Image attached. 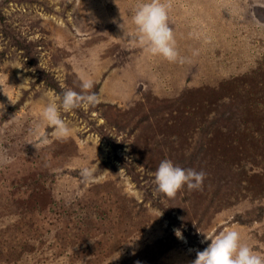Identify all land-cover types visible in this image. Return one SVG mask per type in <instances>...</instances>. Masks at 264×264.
<instances>
[{
    "label": "rangeland",
    "instance_id": "rangeland-1",
    "mask_svg": "<svg viewBox=\"0 0 264 264\" xmlns=\"http://www.w3.org/2000/svg\"><path fill=\"white\" fill-rule=\"evenodd\" d=\"M140 2L0 0V264H193L225 229L264 254V0H170L184 63L131 43ZM82 79L102 102L60 107L73 132L57 140L43 108ZM164 160L202 188L158 191Z\"/></svg>",
    "mask_w": 264,
    "mask_h": 264
},
{
    "label": "clouds",
    "instance_id": "clouds-1",
    "mask_svg": "<svg viewBox=\"0 0 264 264\" xmlns=\"http://www.w3.org/2000/svg\"><path fill=\"white\" fill-rule=\"evenodd\" d=\"M170 7V0H141L131 17L135 25V35L130 39L134 46L140 47L146 54L163 57L169 62L184 63L185 58L180 56L174 31L169 25ZM120 27L124 31V23ZM124 35H127L125 31ZM93 86L92 80L82 79L80 92L67 89L63 91L62 97H57L62 101L59 107L54 101L47 103L42 111V119L52 129V137L57 140L67 139L73 132L70 125L62 119L60 107L64 111H70L95 107L102 102L99 93L90 91ZM48 143V135L40 133V144ZM12 162V158L4 150L3 154H0V165ZM79 175L82 183L86 185L103 180L102 175H96L94 166L83 167ZM204 179L203 172L185 170L174 165L171 160L162 161L154 173V183L158 191L168 198H175L184 186L188 190L201 189ZM176 235L182 238L179 230H176ZM205 239L211 243L203 251H197L193 264H264V254L255 251L247 242H242L241 234L235 229H225L215 237L205 235ZM105 264H108V261Z\"/></svg>",
    "mask_w": 264,
    "mask_h": 264
},
{
    "label": "bare ground",
    "instance_id": "bare-ground-1",
    "mask_svg": "<svg viewBox=\"0 0 264 264\" xmlns=\"http://www.w3.org/2000/svg\"><path fill=\"white\" fill-rule=\"evenodd\" d=\"M125 22V21H124ZM118 23V22H117ZM130 23V22H129ZM126 25H127V23H126ZM125 26V25H124ZM108 27V26H107ZM118 28V27H117ZM96 29V28H95ZM112 29V28H111ZM97 30V29H96ZM99 31V30H98ZM236 31V30H235ZM95 32V31H94ZM100 32V31H99ZM98 32V33H99ZM106 33V32H105ZM113 34V33H112ZM114 34H115V32H114ZM118 35V34H117ZM134 35H135V33H134ZM104 36H105V34H104ZM118 36H120V35H118ZM114 37V36H113ZM101 38V37H100ZM123 38V37H122ZM124 39V38H123ZM239 39V38H238ZM115 40H116V38H115ZM114 40V41H115ZM229 40V39H228ZM103 41V40H102ZM119 41H120V39H119ZM24 41H22V43H23ZM118 43V42H117ZM124 42H122L121 44H123ZM114 44V43H113ZM119 44H120V42H119ZM118 44V46H120ZM115 46V45H114ZM245 46V45H244ZM248 47V46H247ZM249 48V47H248ZM213 49H215V47L213 48ZM204 54H205V62H197V65L203 70V74H210V75H212V73H210L209 71H211V72H216V70L215 69H217V68H215V66H214V64L215 65H217V66H221L222 67V64H221V59H222V56H220V55H218V54H216L215 52H213L212 51V54H213V56H214V61H212V59H207V57L209 56V47H207L205 50H204ZM264 54V53H263ZM229 56V55H228ZM33 57V56H32ZM199 58H200V56H198ZM229 58V57H228ZM227 67V66H226ZM219 68V67H218ZM127 77V76H126ZM144 80H147L148 81V79H144ZM150 86V85H149ZM112 87V86H111ZM153 87V86H152ZM151 88V87H150ZM153 89V88H152ZM159 92H160V90H159ZM130 93V92H129ZM223 107V106H222ZM184 141V140H183ZM259 141V140H258ZM189 142V141H188ZM225 149V148H224ZM205 156H206V154H205ZM233 199V198H232ZM116 206V205H115ZM114 209H115V207H114ZM115 213V212H114ZM117 213V212H116ZM236 213V212H235ZM112 214V213H111ZM110 214V215H111ZM109 215V216H110ZM112 218H113V216H112ZM190 222H191V220H190ZM96 233V232H95ZM104 264V263H103Z\"/></svg>",
    "mask_w": 264,
    "mask_h": 264
},
{
    "label": "trees",
    "instance_id": "trees-1",
    "mask_svg": "<svg viewBox=\"0 0 264 264\" xmlns=\"http://www.w3.org/2000/svg\"><path fill=\"white\" fill-rule=\"evenodd\" d=\"M178 24L179 25L182 24V19H178ZM194 38L197 40L196 37H194ZM56 88H57V92H59L62 95V93H63L64 90L62 88H60V87H56ZM226 116H228V115H226ZM235 118H237V117H235ZM233 119H234V117H233ZM239 124L244 125L245 124V121H243L242 119H239ZM223 125H225L224 126L226 128L225 131H228V129L230 128L229 119L227 117H225V116H223Z\"/></svg>",
    "mask_w": 264,
    "mask_h": 264
}]
</instances>
